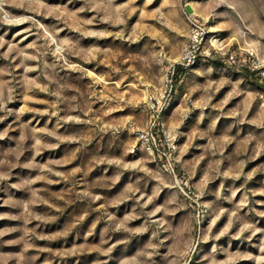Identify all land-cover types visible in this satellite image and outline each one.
<instances>
[{
    "label": "rangeland",
    "instance_id": "1",
    "mask_svg": "<svg viewBox=\"0 0 264 264\" xmlns=\"http://www.w3.org/2000/svg\"><path fill=\"white\" fill-rule=\"evenodd\" d=\"M189 13L218 47L165 111L170 166L134 127ZM250 52L264 63V0H0V264H264Z\"/></svg>",
    "mask_w": 264,
    "mask_h": 264
},
{
    "label": "built area",
    "instance_id": "2",
    "mask_svg": "<svg viewBox=\"0 0 264 264\" xmlns=\"http://www.w3.org/2000/svg\"><path fill=\"white\" fill-rule=\"evenodd\" d=\"M189 36L178 59L165 66V73L157 90L148 96L147 113L149 122L145 127L136 126L134 131L140 146L153 154L154 159L172 165V155L177 150V138L165 122V111L172 100L178 79L194 67L202 58L210 57L217 44L209 36L205 22L195 13L187 15ZM208 43V45H207ZM230 59L234 56L230 55ZM256 74L264 77V63L253 52L249 53L248 65ZM189 112L185 113V117Z\"/></svg>",
    "mask_w": 264,
    "mask_h": 264
},
{
    "label": "trees",
    "instance_id": "3",
    "mask_svg": "<svg viewBox=\"0 0 264 264\" xmlns=\"http://www.w3.org/2000/svg\"><path fill=\"white\" fill-rule=\"evenodd\" d=\"M247 68V70L250 72V74H255L253 71H250V69L248 68V67H246ZM258 84V83H257ZM258 85H260V84H258Z\"/></svg>",
    "mask_w": 264,
    "mask_h": 264
}]
</instances>
